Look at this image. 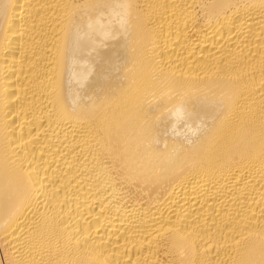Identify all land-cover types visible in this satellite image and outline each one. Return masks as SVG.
I'll use <instances>...</instances> for the list:
<instances>
[{"label": "bare ground", "instance_id": "1", "mask_svg": "<svg viewBox=\"0 0 264 264\" xmlns=\"http://www.w3.org/2000/svg\"><path fill=\"white\" fill-rule=\"evenodd\" d=\"M0 264H264V0H0Z\"/></svg>", "mask_w": 264, "mask_h": 264}]
</instances>
